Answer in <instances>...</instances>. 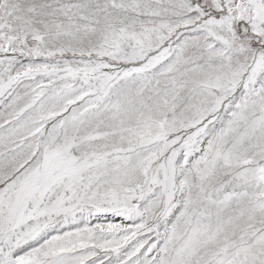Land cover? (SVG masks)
<instances>
[{"label": "snow or ice", "instance_id": "6c2138e0", "mask_svg": "<svg viewBox=\"0 0 264 264\" xmlns=\"http://www.w3.org/2000/svg\"><path fill=\"white\" fill-rule=\"evenodd\" d=\"M0 264H264V0H0Z\"/></svg>", "mask_w": 264, "mask_h": 264}]
</instances>
